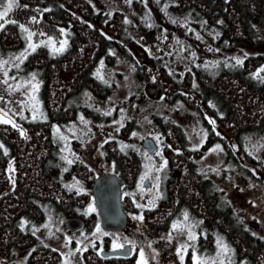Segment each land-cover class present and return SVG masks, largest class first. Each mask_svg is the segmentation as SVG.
Listing matches in <instances>:
<instances>
[{"label":"trees","instance_id":"trees-1","mask_svg":"<svg viewBox=\"0 0 264 264\" xmlns=\"http://www.w3.org/2000/svg\"><path fill=\"white\" fill-rule=\"evenodd\" d=\"M32 1L58 6L62 0ZM168 1L174 13L191 12L199 19H206L210 25L219 27L222 37L228 43L255 45L262 41L260 28L264 26V0ZM64 2L66 10L56 7L54 11H49V15L55 20H61L64 16V24L71 30V46L64 58H41V62L45 61L42 66L41 95L50 112L51 121L28 123L23 136L20 129L0 124V132L8 133L13 141L11 166L10 162L7 163L10 154L5 155L0 150V264H18L16 256L19 252L27 253L28 264H61L59 251L44 243L22 222H39L44 218L39 201L63 205L64 199L68 197L54 163L46 165L45 151L55 154L57 144L53 136V122H61L63 116L73 113L75 105L72 101L79 99L86 87L102 98H107L115 91L116 83L105 85L92 76L97 58L107 53L109 48L117 47L134 63L131 92L115 109V114H118L117 110L123 104L131 114L126 118L123 132L130 134L145 115L151 119V123L163 136L164 148L174 150L168 152V156L171 163L177 165L176 175H182L181 180L185 183L179 184L183 185L182 194L188 188L185 185L191 181V172L184 167L186 161L183 157L186 153L178 150L191 148L192 144L186 130L166 113L159 111L158 101L148 94L147 87L151 80H162L165 88L164 103L171 105L180 100L196 113L201 122H204L203 117L208 110L206 101L209 98L217 100L226 109L231 122L238 116L242 131L249 130L264 114V85L260 86L259 82L254 85L250 76L263 57L258 56L257 60L248 57L242 66L224 67L216 75L193 66L189 73L181 77L168 69L160 59L146 54L145 60L140 61L133 56L130 48L138 49V46L128 33L121 16L100 17L90 0ZM111 32L115 33L113 39ZM6 39L11 42L14 36L8 33ZM81 107L86 115L99 123L109 122L116 116L106 115L94 108ZM215 142L216 139L208 135L201 148H211ZM103 149L106 164H112L122 185L130 184L140 169L139 160L126 157L114 140L106 142ZM76 173L89 183L95 179L92 170L83 164L77 165ZM215 223H219L236 244L239 256L247 259L245 264H264V236L255 234L243 223L234 226L229 215H210L211 227Z\"/></svg>","mask_w":264,"mask_h":264},{"label":"rangeland","instance_id":"rangeland-1","mask_svg":"<svg viewBox=\"0 0 264 264\" xmlns=\"http://www.w3.org/2000/svg\"><path fill=\"white\" fill-rule=\"evenodd\" d=\"M99 7L106 8L109 12L112 10H122L125 13L126 21L129 26V34L135 38L142 47L146 49L153 57L160 59L165 66L173 70L181 77L190 72L192 67L202 68L209 74L216 75L222 68L240 67L245 59L250 55L264 54V26L261 27L262 41L256 45H248L243 42H221L219 40V28L209 26L204 20L196 18L191 13L176 14L170 9V2L167 0H92ZM6 2V0H5ZM104 8V9H105ZM11 13V12H10ZM63 29L62 27L59 30ZM62 41L69 40L68 30L63 29ZM25 38V48L16 53L3 55L0 51V85L6 84L11 97H5L0 94V117L11 120L21 127L22 120L38 121L47 119L46 108L40 97L41 80L37 72L31 71L25 76L16 78L12 73L13 67H22L24 60L16 59L24 53L29 44L27 33L23 32ZM55 42V47L59 48L60 44L54 38H46ZM32 43L33 38H32ZM52 52L53 47L50 46ZM31 51L28 49V52ZM135 54V53H134ZM137 58L140 59L137 55ZM136 58V59H137ZM262 58V57H261ZM237 60H242L238 64ZM147 63V62H146ZM264 69V56L257 75L262 78L261 71ZM134 63L126 60L125 57L117 55L116 60L110 64L108 61L101 59L96 70L98 78L107 83L115 82L117 85L115 91L107 98L99 97L91 90L83 91L81 97L76 101L79 104L91 106L99 111L115 114V109L124 98H127L131 92V83L133 76ZM5 72L7 75H5ZM35 75V80L32 79ZM7 81V83H5ZM38 85V88H33ZM164 88L162 80L153 79L147 87L150 96L158 101L159 111L166 113L174 119L175 122L182 125L187 132L193 147H200L205 138L206 131L200 119L194 111L188 108L183 102L177 100L174 104L163 102ZM165 89V88H164ZM33 105L36 106L35 113ZM118 114H115L109 122L97 123L83 113L78 111L75 118L67 120L63 124L55 123L53 127V136L57 144L54 150L55 163H58L65 171L69 170L73 163L78 161L86 163L95 172H111L112 164H106L103 160V146L106 142L116 141L120 149L127 151L135 149L142 155V169L138 175L135 186L126 189L124 193L135 198L139 205H149L161 195L162 175L166 167L163 161H159L163 143V136L151 123L148 116H143L139 120V125L133 128L130 134H124L123 125L126 118L131 116L125 105L118 108ZM35 114V118L33 115ZM24 117V118H22ZM212 121L213 119L210 118ZM12 125V123H10ZM59 129V131H57ZM255 133V132H254ZM252 130H245L241 135V157L240 163L252 169L253 172L259 173V169L264 172V135L254 134ZM135 134V135H134ZM152 136L158 144L155 155H150L142 146L145 137ZM158 138V139H157ZM232 148L238 149L239 143L232 142ZM219 145V147H217ZM223 147L216 144L211 148L203 158H200L199 165L203 169L209 170L211 176L224 179L226 188V199L229 203H235L238 208L239 219L242 223L250 228L257 235L264 236V183L257 182L259 178L253 177L250 173L241 170L238 172V166L233 161L226 160L222 155ZM240 152V150H239ZM157 153H160L157 158ZM247 154V155H246ZM155 156V157H154ZM72 163L69 164L68 161ZM257 162V163H254ZM167 165V164H166ZM161 168L160 171H157ZM235 170V172H234ZM237 171V172H236ZM114 172V171H113ZM240 174V175H239ZM67 181L69 189H75L79 193L91 191V185L85 178L76 177ZM143 178V179H142ZM149 179L150 186L143 184L145 179ZM217 178V179H218ZM264 178V177H263ZM257 179V180H256ZM235 185H239L235 188ZM90 206H94L93 200L86 206H78V211L84 214H90ZM44 218L37 222L23 220L22 224L29 228L30 231L37 234L46 244L58 250L61 256V264H85L84 247L92 245L94 241L104 243V238L110 239V244L126 243L128 235H119L108 233L102 229L100 221L96 215H86L88 217L89 227H84L76 232L69 231L65 226L68 216L61 208L55 205H44ZM96 210V207H95ZM181 215L175 220V224L180 227L181 233L187 234V241L190 234L196 236L197 221L190 215ZM257 222L258 226L253 227L250 222ZM174 225V224H173ZM102 230L96 232V228ZM80 243H77V242ZM180 242L179 237V244ZM215 251L210 253V264H235L234 248L231 242L223 233L216 231ZM226 245L227 247H222ZM77 249H81L77 251ZM233 250V252H232ZM81 259V262L79 261ZM18 264L27 263V253L19 252L16 256Z\"/></svg>","mask_w":264,"mask_h":264},{"label":"flooded vegetation","instance_id":"flooded-vegetation-1","mask_svg":"<svg viewBox=\"0 0 264 264\" xmlns=\"http://www.w3.org/2000/svg\"><path fill=\"white\" fill-rule=\"evenodd\" d=\"M90 1L94 4L95 9H97L96 14L99 15L100 17L113 16V15L121 16L123 18V22L126 24V27L128 28L127 31L129 33L130 25L126 21V16L124 11L116 9L109 12L105 7L104 9L102 7H99L98 4H95L92 0ZM94 1L97 2V0ZM18 3L20 7H14L12 12L9 13L8 15L9 19L16 20L17 23L16 24L7 23L5 24L4 28L0 30V51L3 55H8V54L16 53L19 50L25 48V38L23 35V31L19 27L20 24H23L25 27L29 28L30 31L35 32V35L33 36V42L39 44L40 46L36 48L34 52L29 51L28 53L30 54H27V58L26 59L24 58V60L21 63L22 67L20 68L13 67L12 73H15L16 78L25 76L31 71L38 73L41 80L40 97L46 108L47 119L38 120V121L22 120V122H20L21 127H13L10 123H0V124L7 126L9 128H14V129L16 128L23 130V132L26 134L24 130L28 123H33V122L44 123L51 121L50 112L41 95V90L43 88L42 66L45 64V61L41 62V58H43L42 56H45V58L50 60H53L57 57L64 58L66 52L71 46L72 38H71V30L64 24L65 22L64 16H62L61 20H55L54 17L49 15V11H54L56 7H59L62 10H66V4L64 0L60 1L58 6H56L55 4H47V3L40 4L39 2H34L32 0H18ZM33 17L36 18L37 20L36 23L32 22ZM202 20H204L209 26H215V25H210L208 21L204 18ZM0 23H3V21H0ZM60 27L68 30L69 40L63 51L52 52L49 45L45 41L46 38L52 37L55 39V41H57V43L60 44L63 38V33L61 32V30H59ZM219 32H220L219 40L223 43L227 42L228 40H225L222 37V32L220 28H219ZM8 33H11L14 36V40L11 42H8L6 39ZM111 36L112 39L115 38V33L111 32ZM132 39L134 40V42H136L138 46V49L135 47L130 48L135 58H137L138 55L140 59L138 58L137 59L140 61H144L146 54L149 55V57L150 56L153 57L150 53L146 51L144 47L140 45V43L135 38L132 37ZM16 40H19V42H17ZM117 55H120L121 57H125L126 60H128V58L125 55H123L118 50L117 47H111L109 48L107 53H104L97 58L96 64L92 71V76L98 81L104 83L105 85L108 84L113 85L115 82L107 83L101 80L100 78H98L96 75V70L98 68L101 59H104L108 61L110 64H112L116 60ZM258 56L263 57L264 54L250 55L248 57H252L255 60H257ZM113 57H115V60H113ZM260 64H257V67L253 69L250 76L252 78L253 83H255L254 85H256V83L259 82L260 83L259 85L263 86L264 73H262V78L260 76L257 77L255 76V74L257 75L256 72ZM161 88L164 90L163 87ZM85 90H91L92 92H94L89 87H86L84 91ZM181 90L186 91L188 94L191 93V91L188 89L181 88ZM8 92L9 90L6 87V84L0 85V94L2 96L11 97V95ZM72 103H74L75 105L73 107L74 108L73 113H70L68 116L67 115L63 116L64 118H62L61 122H53V127L55 123L63 124L67 120L75 118L78 111H82L83 113H85L81 106L93 108L91 106L79 104V102L75 100L72 101ZM206 107L208 110L204 114L203 117L204 122H201L206 131V138L202 145L205 144L208 135H211L214 139H216L214 145L220 144L223 147L222 150L223 157L228 161H233L234 164L238 166V170H237L238 172H241V170L245 168L246 172L250 173L253 177L257 179L259 178V180L256 179L257 182L260 181V183H264V178H263L264 172L262 171V169H259L260 170L259 173H255L252 171L251 168L246 167V165L242 166V164L240 163L241 135L243 131L241 128L239 117L235 116L233 118V122H231L229 116L226 115L228 114L226 109L220 106L217 100H214L212 98L207 99ZM210 118L213 119L212 121H214V123H211ZM92 121L94 120L92 119ZM258 122H256L249 130H252L253 133L255 132L254 134L264 135V114L260 116V120ZM233 141L239 143L238 146L239 148L236 150L235 148H232ZM0 144L3 145V147H0V150H2L5 155L10 154V158L7 159V163L10 162V166H11L12 155H13L12 136H10L8 133L0 132ZM201 146L193 147L192 145L191 148L178 150L179 152L186 153V156L183 157V160L186 161L184 167H186V169L190 170L191 172L190 174L191 181L187 183L188 185H185L188 186V188L184 191V194H182L183 189H181L183 188V185L182 186L179 185V184H185L181 180L182 175L181 176L176 175L175 168L177 167V165L172 164L171 159L168 156V152L174 150L166 149L163 146L160 154L161 156L158 158L159 161H163L164 159H166L167 165L165 166L166 170H164V174H161L163 179L161 180L162 181L161 195L155 200L154 203L152 204L150 203L149 205H143V206L140 205V207L137 206L139 205V203H137L136 199L132 198L129 194L124 193V191L126 189H131L135 186L138 175L142 169V161H143L142 155L139 151L135 149H129L127 151L120 149V152H122L126 157L129 158L134 157V159H137L140 162V169L136 173L132 182L124 186L121 183L123 208L128 217L127 226L123 229L106 230L103 228L101 224V220H100L101 213L99 208L96 206L95 197L92 193V184L99 174L95 172L91 167H88L86 163L80 161L73 163L72 166L69 168V170L65 171L61 168V166L58 163L54 162L57 161L55 160L56 154H50L48 150L45 151L47 152L45 159L46 165L49 166L51 165V162L54 163L55 168L60 174V177L63 179L61 183L68 197L64 199L63 205L59 204L58 202H50V201L48 202L39 201V204L43 208L44 215H45L44 205L52 204L57 206L58 208H61L64 211V213L68 216V218L72 216L82 217L85 221L84 226L82 228L89 227L88 217L86 215H96L95 217L97 218V220L100 221L102 229L105 230L107 233L128 235L127 242L122 243V245H124L123 248H116L114 250L113 246H111L110 244V239L108 237L104 238V243H100L101 241H97L95 247L89 245L87 247V250L84 251L85 264H143V261L141 260V256H140L141 250H143L144 253L143 259L147 261V264H210L209 261L210 253L215 251V247H216L215 244L216 231L223 233V235H225L226 238L233 245L234 256L236 258L235 264H245L247 262V259L245 257L241 258L239 256L236 244L231 241L226 231L222 227H220V224L215 223L213 227H211L210 225V215H229L232 219V222L234 223V226L236 225V227H238L239 224L242 223V221L239 219V213L237 211L238 208L235 206V203L233 204L229 203L226 199L227 190L225 188V183H224V179L226 177L221 176V179H219L218 177L217 179L210 175L209 170L200 167L199 165L200 158H203L206 155V153L211 148H213L212 146L211 148L203 149L201 148ZM144 149H146L150 155H155V152L157 151L156 149L154 152L151 153L147 148ZM50 155H53L52 158L50 157ZM157 156L158 155H156V158ZM103 160H105L104 149H103ZM79 164H83L85 167H88L90 170H92V173L95 174V179L93 180L92 183H90L91 185L90 192L79 193L75 189L72 190L69 189V187L66 184L68 183L67 181H69L72 178H75L74 176L83 178L82 176H79L77 173L75 174L76 167ZM112 168H113L112 170L114 171V167ZM114 172L117 173L116 171ZM143 184L145 186H150L151 182L147 178L144 180ZM237 186L239 187V185H235V188ZM92 200L96 207L95 211H93L90 214H84L78 211V206L81 207L86 206ZM185 213L193 217V219H195L198 224L196 230L197 233L196 239L194 242L189 241V243H184L187 241V234L181 233L180 230L173 228V224H175V220L179 218L181 215H184ZM141 215L143 216V220L135 219V217ZM66 221H65V226H66ZM68 230L71 232L78 231V230L72 231L70 229ZM179 237H180V242L183 243L179 244ZM117 250L119 252L114 254L103 255L102 253L103 251L110 252ZM79 261L81 262V259H79ZM212 264H221V263L218 262Z\"/></svg>","mask_w":264,"mask_h":264},{"label":"water","instance_id":"water-1","mask_svg":"<svg viewBox=\"0 0 264 264\" xmlns=\"http://www.w3.org/2000/svg\"><path fill=\"white\" fill-rule=\"evenodd\" d=\"M142 146L149 152H154L158 144L152 136L146 137ZM148 184V182H147ZM92 193L95 197L96 206L100 210V220L104 229L116 230L127 226L128 217L123 208L122 185L120 178L115 172H103L99 174L92 184ZM84 219L80 216L69 217L66 221V227L72 231L81 229L84 226ZM250 225L257 227V222H250ZM119 252L103 251V255H109Z\"/></svg>","mask_w":264,"mask_h":264},{"label":"snow or ice","instance_id":"snow-or-ice-1","mask_svg":"<svg viewBox=\"0 0 264 264\" xmlns=\"http://www.w3.org/2000/svg\"><path fill=\"white\" fill-rule=\"evenodd\" d=\"M14 7H20V5L18 3V0H6V2H5V0H0V21H3V23H0V30H2L4 28V26H5V24H7V23H12V24H16L17 23L16 20H13V19H9L8 18L9 13L12 12V10H13ZM32 22L33 23H36L37 22V20H36L35 17L32 18ZM19 27L21 28V30L23 32L27 33V37L26 38L28 39L29 44H28L27 49L25 50V52L24 53H21V56L20 57H17L16 59H21V57H23V58L26 59L27 58V54H30V53H28V49H30L31 51L34 52L36 50V48H38L40 45L31 42L33 36L35 35V32L30 31L29 28L25 27L23 24H20ZM63 31L64 30L61 29V32H63ZM66 44H67V41H61L60 42V47L59 48H56L54 41H52L51 39H49V41H48V45L52 46L53 47V50L55 52H61V51H63L65 49V47H66ZM237 63L238 64H242L243 61L242 60H237ZM261 71H264V69H261ZM5 75H7L6 72H5ZM32 79L35 80V75H33ZM5 83H7V81H5ZM33 88L34 89L35 88H38V85H33ZM32 110H33L34 113H35V110H37L35 105H33V109ZM105 114L108 115L110 113H105ZM22 118H24V117H22ZM33 118H35V114L33 115ZM0 123H12V126L13 127H19L18 125H16L15 123H13L11 120H6V119H3L2 117H0ZM211 123H214V121H211ZM57 131H59V129H57ZM21 135L22 136L25 135V133L23 132V130H21ZM0 147H3V145L0 144ZM217 147H219V145H217ZM159 154L160 153H157V155H159ZM68 163L71 164L72 161L69 160ZM166 164H167V161L165 160L163 162V165L161 166V168L163 166H166ZM161 168H158L157 171H160ZM137 206L140 207V205H137ZM89 211L90 212L95 211V207L94 206H90ZM184 216H185V219L188 218L187 217V213H185ZM135 219H137V220H143V216L141 215V216L135 217ZM178 227H180V226L177 225V224H174L173 225V228L174 229H177ZM101 232H102V230L99 228V226H97L96 232H94L93 235L95 236L96 233H101ZM102 235H105L106 236V235H108V233L107 232H102ZM189 239L195 240L196 239V236L194 234H190L189 235ZM77 243H80V242L78 241ZM92 246L95 247V242L94 241L92 242ZM123 247H124V245H122V244H116V243L113 244V249L114 250L116 248H123ZM222 247H225L226 248L227 246L226 245H222ZM80 250L81 249H77V251H80ZM83 250L86 251L87 250V246H85ZM140 256H141V260L143 261V264H147V261L143 259L144 258L143 250H141Z\"/></svg>","mask_w":264,"mask_h":264}]
</instances>
